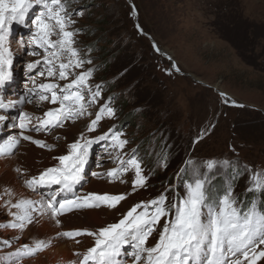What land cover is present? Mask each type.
<instances>
[{
  "label": "rangeland",
  "instance_id": "374dc122",
  "mask_svg": "<svg viewBox=\"0 0 264 264\" xmlns=\"http://www.w3.org/2000/svg\"><path fill=\"white\" fill-rule=\"evenodd\" d=\"M69 3L70 11H83V15L73 16L77 21L73 27L81 29L75 37V46L81 55L90 52L93 65L85 68H95L92 83L103 84L105 98L113 97L116 117L103 119L95 132L88 133L86 128L94 119L97 106L89 109L93 113L91 117L67 121L63 128L28 133L55 147L48 150L22 141L15 154L8 157L12 159L10 163H2L4 158H0V193L6 186L10 187L15 193L13 202L20 198L47 197L50 189L32 191L24 186V180L38 175L45 169H40L42 165L47 168L58 164L55 157L67 154V145L81 132L96 137L111 127L124 132L129 140L124 152L131 155L133 149L138 150L144 174L150 177L147 187L132 191L135 175L132 170L110 182L107 172L116 168L119 161L111 148L105 150L106 142L94 144L84 169V179L75 192L79 195L89 192L131 194L115 209L101 206L66 213L59 217V227L47 216L48 219H41L42 222L50 219L58 232L96 229L118 222L134 204L153 199L165 186L178 183L176 173L183 166L181 161L189 158L199 164L210 158L222 160L238 156L240 162L251 166L253 171L264 170V0H69ZM29 35L27 26H13V41L23 39L26 42ZM153 43L172 57L179 72L171 68V61L157 52ZM12 47L15 53L13 77L2 92L10 93L9 97L14 100L27 95V89L32 87L30 78L34 77L37 84L48 81L38 75L42 68L33 72L26 68L28 62L39 57L26 55L25 48L15 43ZM58 83L63 85L66 81ZM29 98L32 103L17 104L14 109L7 110V114L15 117L23 110L42 116L44 111L58 106L37 103L35 95ZM128 113L131 120L125 118ZM12 123L10 119L7 126L0 125V137L18 131L11 127ZM202 131H205L203 139L194 143ZM161 152L168 154L166 169L158 167ZM16 168L22 169L24 174H18ZM13 178L18 183L17 188L11 183ZM227 180L221 171L213 184L220 186V181L224 184ZM53 187V190L58 188ZM247 187L246 174L237 181L235 191L244 194ZM172 195L169 193L170 199ZM246 195L249 199L255 195L258 201L264 194ZM244 198L241 195V199ZM87 210L98 211L99 222L88 223L91 213ZM10 219L6 209L0 207V223ZM35 232L33 225L23 233L0 228V240L12 241L11 248L0 249V256L15 251L22 244H32L35 239L56 237V234L41 236ZM16 236L20 239H14ZM81 237L77 245L72 240L60 239L74 252L85 251L94 241L92 237ZM149 242L154 243V240L150 238ZM44 252L23 259L22 264H60L52 263L55 259ZM69 261L71 258H66L61 264H69ZM258 264H264V260Z\"/></svg>",
  "mask_w": 264,
  "mask_h": 264
},
{
  "label": "snow or ice",
  "instance_id": "6c2138e0",
  "mask_svg": "<svg viewBox=\"0 0 264 264\" xmlns=\"http://www.w3.org/2000/svg\"><path fill=\"white\" fill-rule=\"evenodd\" d=\"M69 9V0H0V90L13 77L14 43L24 47L26 55L39 57L28 62L26 68L29 72L42 68L38 75L48 81L37 84L34 77L30 78L32 87L22 98L13 100L0 95V125L7 126L11 119V127L18 130L0 137V158L13 156L22 141L52 150L55 145L28 133L48 132L63 128L67 121L91 117L90 108L98 106L94 119L87 125L88 133L95 132L103 119L116 117L113 97L105 98V86L92 83L95 68H85L93 65L90 52L81 55L75 46V37L81 29L73 27L77 23L73 16L83 15V11ZM14 25L28 27L30 35L26 42L12 40ZM136 26L144 34L139 24ZM153 47L160 52L158 45L153 43ZM168 59L171 61L172 57ZM171 68L180 71L174 62ZM77 69L82 71L77 72ZM168 74L171 75V71ZM58 81L66 83L61 85ZM33 95L38 98L37 103L58 106L44 111L42 116L23 110L15 117L7 114V110L14 109L17 104L32 103L29 97ZM205 131L194 143L203 139ZM101 141L106 142L105 150L111 148L119 161L116 168L108 170L109 181L132 170L135 173L132 191L147 187L150 177L144 174L138 150L133 149L131 155L124 152L129 144L124 132L115 127L96 137L81 132L67 145V154L55 157L58 164L24 180V186L32 191L58 186L47 197L20 198L13 202L14 191L7 186L4 188L0 193V200H3L0 207L6 209L11 219L0 223V228L23 233L45 216L59 227V217L73 210L101 206L115 209L131 193L79 195L74 191L84 179L92 146ZM158 157V167L166 169L168 154L161 152ZM182 164L176 173L178 183L165 186L153 199L134 204L118 222L96 229L61 231L54 238L35 239L32 244L25 243L15 251L3 253L0 262L22 264L23 259L49 249L56 238L63 237L79 244L81 241L77 238L81 236L92 237L94 243L83 252H75L76 259L69 264H258L264 260V209L257 204L255 195L251 199L246 195L264 194V170L253 171L251 166L241 163L238 156L236 159L210 158L199 164L189 158ZM15 171L24 174L20 168ZM221 171L228 180L217 186L213 180ZM246 174L248 187L244 194L237 193V181ZM169 193L173 194L171 199ZM241 195L245 198L241 199ZM5 196L8 199H4ZM150 238L154 243L149 242ZM14 239L19 240L20 236ZM2 247L11 248L12 241L0 240V249Z\"/></svg>",
  "mask_w": 264,
  "mask_h": 264
},
{
  "label": "bare ground",
  "instance_id": "6f19581e",
  "mask_svg": "<svg viewBox=\"0 0 264 264\" xmlns=\"http://www.w3.org/2000/svg\"><path fill=\"white\" fill-rule=\"evenodd\" d=\"M6 89V88H5ZM2 90H0V92H1ZM0 95H4L7 99H12V98H10L9 97V95H10V93H8V95L6 94H4L3 92L2 93H0ZM19 96V95H18ZM23 149V148H22ZM29 158V157H28ZM48 158V157H47ZM54 159V158H53ZM2 160V163L3 162H8V163H10V161L12 160V159H9V158H4V159H1ZM45 160H47L46 158H45ZM44 160V161H45ZM50 160H52V159H50ZM49 161V160H48ZM44 164H46V163H44ZM48 165H49V163H48ZM33 166V165H32ZM44 168H46V166L45 165H42L41 166V168L40 169H44ZM33 170H35V169H33ZM8 173H10V171L8 172ZM12 173H13V171H12ZM31 174V173H30ZM4 176V175H3ZM3 179V178H2ZM11 179V178H10ZM11 183H12V185L15 187V188H17L18 187V183L16 182V180L13 178L12 180H11ZM12 186V187H13ZM19 190V189H18ZM14 191V190H13ZM21 194H22V192H21ZM39 194V193H38ZM24 196V195H23ZM36 196V195H35ZM37 197V196H36ZM35 198V197H34ZM38 198V197H37ZM36 198V199H37ZM39 198H40V196H39ZM30 199V198H29ZM88 211V210H87ZM92 211V210H91ZM89 212V211H88ZM89 213H91V216H90V220L88 221V223H93V224H95V223H97V222H99V220H100V215H99V212L98 211H96V212H89ZM70 216V215H69ZM48 217V216H47ZM47 217H45L46 219H48ZM45 220V219H44ZM43 220V221H44ZM50 220V219H49ZM44 221V222H42L41 220H40V223H38V224H35L34 226H33V228L35 229V233L36 234H38V235H41V236H54L55 234H57V232H58V230H57V228L56 227H53V225H52V222H50V221ZM101 223V222H100ZM54 224V223H53ZM38 230V231H37ZM82 238V237H81ZM60 239V238H59ZM78 239V238H77ZM81 241V240H80ZM85 241V240H84ZM74 242V241H73ZM87 242V241H86ZM82 243H83V241H82ZM85 243V242H84ZM83 243V244H84ZM77 245V244H76ZM79 246V245H78ZM86 246V245H85ZM71 246H68L67 244H66V241H63V240H53V244H52V246L49 248V249H47L46 251L47 252H44V255H46V254H49V256H50V258L52 259H55V260H52L51 262L52 263H54V262H58V263H63V261L64 260H66V258H71V260H74L75 258H74V251H73V249L72 248H70ZM73 247V246H72ZM77 249V248H76ZM78 250H81V248L80 249H78ZM84 250H81V251H79V252H83ZM38 261V260H37ZM35 264V263H34ZM37 264V263H36Z\"/></svg>",
  "mask_w": 264,
  "mask_h": 264
},
{
  "label": "trees",
  "instance_id": "16d2710c",
  "mask_svg": "<svg viewBox=\"0 0 264 264\" xmlns=\"http://www.w3.org/2000/svg\"><path fill=\"white\" fill-rule=\"evenodd\" d=\"M126 119H128V120H131V118H130V114L128 113L127 115H126V117H125ZM178 147V146H177ZM179 155H178V159H179ZM181 161V160H180ZM181 163H182V161H181ZM222 181H220V184L222 185L223 183H221ZM215 185H216V183H215ZM218 186V185H217ZM263 197H264V195H262ZM260 197L259 198V200L258 201H260L259 203H260V205L261 206H263L264 207V198L263 197Z\"/></svg>",
  "mask_w": 264,
  "mask_h": 264
},
{
  "label": "water",
  "instance_id": "95a60500",
  "mask_svg": "<svg viewBox=\"0 0 264 264\" xmlns=\"http://www.w3.org/2000/svg\"><path fill=\"white\" fill-rule=\"evenodd\" d=\"M160 52L164 55V56H166V57H169V55L167 54V53H165L163 50L161 51L160 50ZM174 62V60H171V64ZM175 63V62H174Z\"/></svg>",
  "mask_w": 264,
  "mask_h": 264
}]
</instances>
